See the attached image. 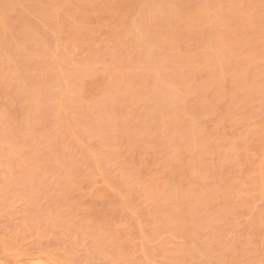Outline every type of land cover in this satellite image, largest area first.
Returning <instances> with one entry per match:
<instances>
[{
	"label": "rangeland",
	"instance_id": "1",
	"mask_svg": "<svg viewBox=\"0 0 264 264\" xmlns=\"http://www.w3.org/2000/svg\"><path fill=\"white\" fill-rule=\"evenodd\" d=\"M0 264H264V0H0Z\"/></svg>",
	"mask_w": 264,
	"mask_h": 264
},
{
	"label": "bare ground",
	"instance_id": "2",
	"mask_svg": "<svg viewBox=\"0 0 264 264\" xmlns=\"http://www.w3.org/2000/svg\"><path fill=\"white\" fill-rule=\"evenodd\" d=\"M25 260V259H24Z\"/></svg>",
	"mask_w": 264,
	"mask_h": 264
}]
</instances>
